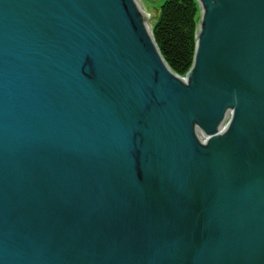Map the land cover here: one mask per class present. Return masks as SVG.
I'll return each mask as SVG.
<instances>
[{
  "label": "water",
  "instance_id": "95a60500",
  "mask_svg": "<svg viewBox=\"0 0 264 264\" xmlns=\"http://www.w3.org/2000/svg\"><path fill=\"white\" fill-rule=\"evenodd\" d=\"M181 83L137 0H0V264H264V0H197Z\"/></svg>",
  "mask_w": 264,
  "mask_h": 264
},
{
  "label": "trees",
  "instance_id": "16d2710c",
  "mask_svg": "<svg viewBox=\"0 0 264 264\" xmlns=\"http://www.w3.org/2000/svg\"><path fill=\"white\" fill-rule=\"evenodd\" d=\"M196 13L195 0H166L160 7V24L153 29L163 59L180 75L192 64Z\"/></svg>",
  "mask_w": 264,
  "mask_h": 264
},
{
  "label": "bare ground",
  "instance_id": "6f19581e",
  "mask_svg": "<svg viewBox=\"0 0 264 264\" xmlns=\"http://www.w3.org/2000/svg\"><path fill=\"white\" fill-rule=\"evenodd\" d=\"M145 0L142 1V4L140 2H138V5L143 13V16L148 24V27L153 35V29L155 26L159 25L160 24V7L162 6V4L166 1L164 0L163 3L160 5L159 7V16L154 17L153 15H155L153 13V11L151 9L147 10L148 8L146 7V3H144ZM147 1H151V0H147ZM195 3H196V9H197V13H196V16H195V19H194V39H195V45H194V50H193V57L195 56V54L197 53V40L198 38L201 36V32L203 31L201 28H200V25L199 24H202V7H201V4L195 0ZM152 13V14H151ZM154 38V36H153ZM155 40V39H154ZM158 46V45H157ZM159 49V48H158ZM160 51V50H159ZM164 60V59H163ZM165 62V60H164ZM193 62H194V58L192 59V64L190 66V68H188L184 73H182L181 75L180 74H177L175 73L174 71L171 70V68L168 66V64L165 62L167 68H168V71L170 73V75L174 78H177L181 81V83H186L187 82V75L188 73L190 72L192 66H193Z\"/></svg>",
  "mask_w": 264,
  "mask_h": 264
},
{
  "label": "rangeland",
  "instance_id": "374dc122",
  "mask_svg": "<svg viewBox=\"0 0 264 264\" xmlns=\"http://www.w3.org/2000/svg\"><path fill=\"white\" fill-rule=\"evenodd\" d=\"M142 1L143 0H138V2H140L141 4H142ZM163 1L164 0H151V1L145 0L144 3H146L145 5L148 8L147 10L151 9L153 13L155 14L153 16L157 18V16H159V7L163 3Z\"/></svg>",
  "mask_w": 264,
  "mask_h": 264
}]
</instances>
